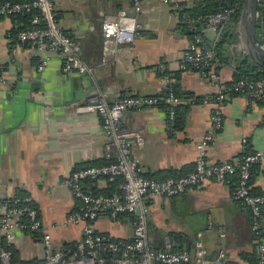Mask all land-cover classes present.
Returning <instances> with one entry per match:
<instances>
[{
	"label": "crops",
	"instance_id": "obj_1",
	"mask_svg": "<svg viewBox=\"0 0 264 264\" xmlns=\"http://www.w3.org/2000/svg\"><path fill=\"white\" fill-rule=\"evenodd\" d=\"M53 2L58 25L75 43L80 59L95 70L92 75L62 74L60 60L46 54L47 69L39 74L40 53L31 45L19 43L13 35L25 30L24 21L17 17L0 20V217L5 200L25 193L33 200L42 225L36 235L13 230L10 245L15 264L42 262L46 256L42 244L45 234L50 236L53 251L82 239L84 224L68 220L80 203L61 182L76 170L110 163L115 151L106 148L108 142L102 137L99 117L79 113L77 107L93 102L100 94L108 101L115 94L161 97L168 75L183 96L182 129L171 133L166 113L158 107L126 110L122 126L144 136L141 147L131 148L143 177L155 181L176 179L193 170L198 157L196 145L213 131L214 107L202 101L234 82L241 59L259 68L239 49L236 23L210 26L195 20L190 25L193 32L186 34L180 15L163 0H143L138 13L131 0ZM178 3L180 12L189 15L196 8L213 4L212 0ZM122 12L136 19L137 33L132 43L116 48L109 45L105 53L101 26L116 20ZM194 36L216 55L215 81L179 69V61ZM222 118V129L208 146L209 164L238 163L246 151L260 152L264 157V100L230 95L222 108ZM116 184L98 178L83 186L94 195H106L115 190ZM234 184L208 181L176 198H144L149 246L163 250L169 244L173 252L192 254L196 235L201 233L208 260L222 250L224 264H250L249 259L256 253L251 220L232 195ZM251 191L264 196V162L253 168ZM208 223L213 227L210 232H206ZM261 224L264 228V209ZM91 225L95 233L113 241L132 240L129 215L111 221L107 213H101ZM0 239H4L1 227Z\"/></svg>",
	"mask_w": 264,
	"mask_h": 264
},
{
	"label": "built area",
	"instance_id": "obj_2",
	"mask_svg": "<svg viewBox=\"0 0 264 264\" xmlns=\"http://www.w3.org/2000/svg\"><path fill=\"white\" fill-rule=\"evenodd\" d=\"M226 5L221 11L199 18L197 21L206 22L210 26L220 21L229 22L233 15L242 8L243 0H213ZM136 13L141 10L143 0H131ZM172 6L179 15L178 0H163ZM22 14L30 15L28 28L18 31L16 39L21 44L31 45L40 53L37 72L43 75L48 66L46 54L55 55L60 60L62 74L77 73L92 75L95 67L85 64L77 54L73 40L68 37L56 20L53 0H32L24 3L4 2L0 4V20L17 17ZM182 23L192 24L187 15H180ZM239 26V21L236 23ZM139 25L133 17L122 12L114 21H105L101 26L104 40L103 50H109V45L132 43ZM104 53V54H105ZM215 53L204 46L200 38L193 37L187 50L179 61L181 71L195 72L204 80L215 81L216 64ZM106 60L104 61V64ZM168 91L165 98L166 112L169 120L174 116V107L180 100L175 98L171 89L172 80L168 75L164 77ZM230 95L246 97L253 101L264 100V75L257 80H237L229 86H223L211 99H204V104L212 103L213 114L211 123L213 131L206 135L197 145L198 157L193 170L185 176L162 181L147 179L142 176L141 169L131 154L132 145L141 147L144 136L138 132H129L122 126L123 115L126 110H138L146 107H157L159 99L156 97H129L115 94L113 100L107 96H100L93 102L77 107V112L96 115L101 121L102 137L108 142L106 148L114 149L113 160L105 165L86 167L74 171L62 180L61 185L68 189L80 206L69 215L72 224L83 223L82 239L74 246V252L67 250L53 251L49 235H43L42 244L46 250L45 259L33 264H224L225 252L220 250L213 260L206 258V251L202 243V234L196 235L192 254L189 252H173L166 244L163 250H153L148 243V211L143 205L146 197L176 198L188 190L198 187L205 182L213 181L220 185H229L236 177L232 195L234 199L248 211L251 220V230L256 246V264H264V228L261 224L264 209V196L253 195L251 192V175L253 168L264 162L260 152L243 154L238 163L209 164L206 161L208 146L214 141L215 133L222 129V108ZM98 178L114 181L121 179L111 195H94L84 189V183ZM33 200L13 197L3 202V214L0 217V227L6 243L13 239V230L40 233L42 229L38 210L33 207ZM101 213H107L111 221H116L120 215H129L132 219V240L116 242L103 234L95 233L91 223ZM25 215L28 225L20 223L19 219ZM213 230L210 223L206 232ZM220 232V237L224 234ZM0 263L12 264L10 251L0 246Z\"/></svg>",
	"mask_w": 264,
	"mask_h": 264
},
{
	"label": "trees",
	"instance_id": "obj_3",
	"mask_svg": "<svg viewBox=\"0 0 264 264\" xmlns=\"http://www.w3.org/2000/svg\"><path fill=\"white\" fill-rule=\"evenodd\" d=\"M30 1H32V0H0V4L4 3V2L24 3V2H30ZM212 3H211L212 5H210L207 8H202V9L196 8L194 10L195 12L192 15H189V14L185 13L184 11H181V12L179 11V15H183V14L187 15L191 20L195 21V20H198L201 17H205L207 15L214 14V13H216L218 11H221L222 8L226 7V5L218 4V3H216L213 0H212ZM257 12H258V20H257L256 28H257L258 38H259V41H260L261 45L264 46V0H259L258 6H257ZM240 14H241V9H240V11L236 12L233 15V17L231 18V20L229 22H232L233 24L237 23L239 21ZM17 18H21L24 21L25 29H27L28 28V23L27 22H28V19L30 18V15L22 14V15L17 16ZM181 27H182L183 31L186 34H190V33L193 32L192 29H191L190 24H187V23L183 22L181 24ZM16 34H17V31L13 32V35L15 37H16ZM191 36H193V35H191ZM237 66H238V69H237L238 72L235 75V80L234 81L243 80V79H245V80H257V79L262 78L263 75H264V67L256 68L255 66H253L251 64V62H249V60L241 59L240 61H238V65ZM229 85H231V84H229ZM229 85H227V86H229ZM171 89L173 91V94H174L175 98L180 100L179 104L174 107V116H173L172 120L168 119V116H167L168 114L166 112L167 106L165 105V102H164L165 98L167 97L168 91L166 90L165 93L161 97H156V98L159 99L157 107L160 108V109H163V111L166 113L167 125H168L169 131L171 133H175L176 131L181 130L182 127L184 126V114L182 115L181 110H183L185 106L181 105V101L183 99V96H182L181 92H179V89L177 88V85L172 83L171 84ZM249 153H251V152L250 151L249 152L246 151L244 154H249ZM114 181L117 183L116 186H118L121 183V179L120 178H116ZM235 181H236V177L232 178V180L230 181V184L233 185L234 183H236ZM116 186H115V190H116ZM115 190L113 192H115ZM112 193L110 192V193H107L106 195H111ZM252 194L253 195H258V194L254 193V192H252ZM27 196L28 195H26L25 193H19V194H17V196H14V197L24 198V197H27ZM33 207L37 210L35 204H33ZM19 221H20V223L28 225V221H27V218H26L25 215H22L20 217ZM25 232H29V233H31L33 235H36V232H31L28 229H26ZM75 245L76 244L69 245V246H67L65 249H63L61 251L62 252H66L67 250H70L71 252H74V249H75L74 246ZM0 246H2L4 249L10 251L12 264H15L14 263V256H13V252H12L10 243H6L4 239H0ZM249 262H250V264H256V262H257L256 253H255V255H253V258L249 259Z\"/></svg>",
	"mask_w": 264,
	"mask_h": 264
},
{
	"label": "water",
	"instance_id": "obj_4",
	"mask_svg": "<svg viewBox=\"0 0 264 264\" xmlns=\"http://www.w3.org/2000/svg\"><path fill=\"white\" fill-rule=\"evenodd\" d=\"M258 2L259 0H243L238 33L240 35L239 49L245 52L257 67L261 68L264 67V46L259 41L256 28ZM222 23L223 21H220L217 25Z\"/></svg>",
	"mask_w": 264,
	"mask_h": 264
}]
</instances>
